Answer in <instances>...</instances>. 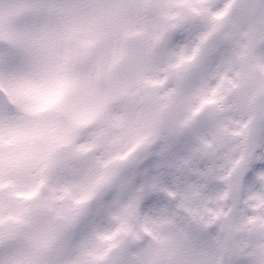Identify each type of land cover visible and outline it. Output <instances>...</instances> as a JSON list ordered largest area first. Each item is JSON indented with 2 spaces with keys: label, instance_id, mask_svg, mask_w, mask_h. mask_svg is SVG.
Returning a JSON list of instances; mask_svg holds the SVG:
<instances>
[{
  "label": "clouds",
  "instance_id": "clouds-1",
  "mask_svg": "<svg viewBox=\"0 0 264 264\" xmlns=\"http://www.w3.org/2000/svg\"><path fill=\"white\" fill-rule=\"evenodd\" d=\"M0 264H264V0H0Z\"/></svg>",
  "mask_w": 264,
  "mask_h": 264
}]
</instances>
